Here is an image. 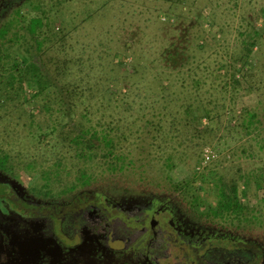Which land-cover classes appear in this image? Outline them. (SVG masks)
<instances>
[{"label":"rangeland","instance_id":"rangeland-1","mask_svg":"<svg viewBox=\"0 0 264 264\" xmlns=\"http://www.w3.org/2000/svg\"><path fill=\"white\" fill-rule=\"evenodd\" d=\"M263 35L264 0H0V264H264Z\"/></svg>","mask_w":264,"mask_h":264},{"label":"trees","instance_id":"trees-1","mask_svg":"<svg viewBox=\"0 0 264 264\" xmlns=\"http://www.w3.org/2000/svg\"><path fill=\"white\" fill-rule=\"evenodd\" d=\"M31 26L33 27L32 28V32H35L38 28H41L43 26V22L40 20V19H32L31 20ZM252 35L250 36V38H253L255 36H258V35H261V32L258 30V29H253L252 30ZM264 36V35H263ZM256 45V42L255 40H253L250 44L246 43L245 47H244V52H240L239 53V56H237L236 59H234V63H233V68L234 70L232 71V83H233V86L234 87H239L241 89H245V88H248L250 90H252V88H250L252 85L251 82H252V76L249 75L247 72L249 71L247 69V71L243 74L239 73V64L240 63H244L243 65H246V64H251L249 62L250 58L253 56L254 54V46ZM34 67V66H33ZM32 66H27L26 67V73L21 71L20 72V78L23 79V78H26L27 75H31L30 71L28 69H31ZM238 68V69H237ZM239 73V74H238ZM198 81H195V83H197ZM31 83L33 84V88L34 89H41L42 87L45 86V83L43 81H36V78H34ZM46 87H49V84L46 83ZM50 87H55V90L57 91V93L60 95L58 96V100H61V103L63 106H66L65 103L66 101L71 97V95L69 94H66L65 93L67 92V90L61 85V84H58L57 86L56 85H51ZM185 89V88H183ZM238 90V89H237ZM185 92L187 93H190V91L188 90H185ZM184 93V92H182ZM180 98V97H179ZM168 99H171V96L168 98ZM171 103L173 100H170ZM68 106H66L67 108ZM202 110L199 103H197L196 105H186V117L184 119V121L186 122V125H188L189 127L199 131L202 127V118L205 117L203 114H202ZM65 113L69 114L70 115V111H67V110H63ZM251 115V114H250ZM206 116H209L208 113H206ZM254 116V115H252ZM177 121V118H173L172 120V123L173 124H177L178 123L176 122ZM80 143V141H79ZM121 168V167H120ZM114 170H118V168L114 167ZM233 190L230 191L231 193H228V195H226V191H224V189L221 190V193H222V196H221V201H220V204H222V206L224 205L226 208L229 209L228 205L229 204H232V202H235L237 203V200L236 198H232L231 199V196H232V193L234 191V193L237 192L236 188H237V184H233ZM5 192V191H4ZM231 195V196H230ZM6 197H3V194H2V191L0 190V213L2 214H7V211H11L9 216L10 215H13L15 216V218H17L20 222L21 225H31V224H25L24 222H28L29 221V217H32V216H28V215H23L22 213H19L18 211L12 209L10 207V204L9 202L7 203V199H5ZM97 203V202H96ZM221 205H220V208H223ZM144 210H147V208L143 207ZM38 210H41V209H38ZM36 211H33V213H35ZM143 212V211H142ZM39 213H42L44 215H38V216H34L33 218L34 219H37V220H42L52 214L49 213V211H38L37 213L35 214H32V215H36V214H39ZM47 214V215H46ZM139 215V213H138ZM52 217L50 216L49 218V225L47 227V230H46V234H50L52 232H54V225H53V220H50Z\"/></svg>","mask_w":264,"mask_h":264},{"label":"flooded vegetation","instance_id":"flooded-vegetation-1","mask_svg":"<svg viewBox=\"0 0 264 264\" xmlns=\"http://www.w3.org/2000/svg\"><path fill=\"white\" fill-rule=\"evenodd\" d=\"M100 205V204H99Z\"/></svg>","mask_w":264,"mask_h":264}]
</instances>
